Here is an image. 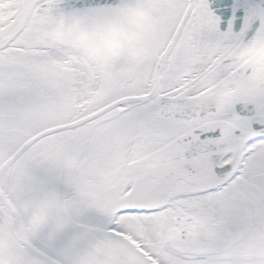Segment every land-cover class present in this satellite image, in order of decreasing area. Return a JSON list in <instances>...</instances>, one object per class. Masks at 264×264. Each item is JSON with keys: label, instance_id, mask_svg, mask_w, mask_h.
<instances>
[{"label": "snow or ice", "instance_id": "6c2138e0", "mask_svg": "<svg viewBox=\"0 0 264 264\" xmlns=\"http://www.w3.org/2000/svg\"><path fill=\"white\" fill-rule=\"evenodd\" d=\"M0 264H264V0H0Z\"/></svg>", "mask_w": 264, "mask_h": 264}]
</instances>
